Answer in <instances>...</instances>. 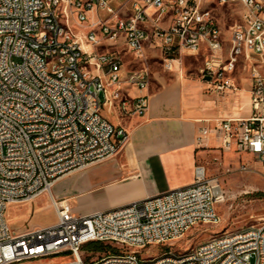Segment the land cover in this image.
<instances>
[{
    "label": "built area",
    "instance_id": "built-area-1",
    "mask_svg": "<svg viewBox=\"0 0 264 264\" xmlns=\"http://www.w3.org/2000/svg\"><path fill=\"white\" fill-rule=\"evenodd\" d=\"M232 2L239 20L222 31L211 5ZM120 48L141 66L123 69ZM202 50L200 74L213 94L235 89L232 72L239 62L248 67L250 111L204 120L196 144L214 136L221 154L251 155L264 177V0H0V264L61 253L69 254L61 264H264V225L182 253L140 257L141 249L170 248L197 226L219 224L222 189L204 164L195 165L188 185L89 214L51 192L60 177L112 158L127 143L126 130L100 107L121 118L146 113L148 52L157 51L173 72L183 55ZM123 86L138 94L130 97ZM43 194L55 223L13 229L7 207ZM93 242L115 250L86 261L80 249Z\"/></svg>",
    "mask_w": 264,
    "mask_h": 264
},
{
    "label": "crops",
    "instance_id": "crops-1",
    "mask_svg": "<svg viewBox=\"0 0 264 264\" xmlns=\"http://www.w3.org/2000/svg\"><path fill=\"white\" fill-rule=\"evenodd\" d=\"M174 66L172 77L165 74L154 76L156 82L148 88L149 107L143 116L121 118L115 108H107L115 116L103 117L114 126L123 127L128 134L127 143L115 156L68 173L54 182L53 186H57L67 179H74L70 190L76 189L78 193L72 197H68L65 192L60 193L71 200L73 197H82L84 190L97 186L95 185L97 183H91L92 179L97 181L100 177L104 178L99 183L101 199L96 200L92 207L85 211L74 209L76 212L89 214L108 210L183 187L192 182L196 164L208 165L209 157L213 160L223 155L214 136H211L206 146L201 148L196 144V137L199 128L206 125L204 122L206 119L214 120L221 113L237 117L239 115L237 103H233L234 106L227 104L220 110H213L206 96L202 94L206 81L183 75L179 68L181 61ZM249 89L250 82L248 90L245 91L247 116L250 111ZM123 90L130 97L138 94L132 87L123 86ZM240 163L242 160L237 157V166ZM182 171H188L192 176L191 180L168 181L169 177ZM207 171L210 173L213 169L208 167ZM58 192L56 190L54 193Z\"/></svg>",
    "mask_w": 264,
    "mask_h": 264
},
{
    "label": "rangeland",
    "instance_id": "rangeland-1",
    "mask_svg": "<svg viewBox=\"0 0 264 264\" xmlns=\"http://www.w3.org/2000/svg\"><path fill=\"white\" fill-rule=\"evenodd\" d=\"M211 7L213 17L222 31H225L229 25L239 20L240 6L237 2H232L227 5L213 4ZM225 35V37H227V34ZM226 46L225 44V50ZM119 50L123 59V69L141 66V64L133 62L132 56L124 49L120 48ZM205 56L206 53L203 50L195 56L183 55L181 58V66L179 67L181 73L202 81L200 68L203 65ZM145 65L152 75L149 81V87L156 82L154 76H157V74L170 75V77L173 75L172 72L163 68L157 51H150L147 53V62ZM262 72L264 73V66ZM231 77L235 89L216 95L208 90L207 84L205 83L202 94L206 96V99L209 101V106L213 110H220L226 107L227 104L234 106L235 104L233 103L236 102L239 110V115L237 117H247L245 91L248 90L249 85L248 67L242 66L241 62H239L232 72ZM98 98L101 103L102 94H99ZM100 114L105 117L108 116L109 118L115 116L113 112L108 111L106 106L100 107ZM227 117L230 116L221 113L216 116L215 119ZM237 157H240L242 162L248 163V171L239 172L236 170ZM252 159L253 157L249 154L235 155L233 152L219 156L216 162L209 157L207 160L209 164L204 165L206 168L210 167L213 169V171L208 174L218 177L222 189V199L216 203V211L220 217L219 224L197 226L182 240L174 243L170 248L165 246H150L141 249L139 250L140 257L147 258L159 256L166 251H171L176 254L182 253L185 249L194 247L210 237L264 225V177L258 173V166ZM228 163L230 164V171L225 174L223 172ZM75 177L77 178V176ZM191 178L192 176L188 171H182L175 176L169 177L168 181L182 182L191 180ZM103 179L102 177L98 178L97 181L92 179L91 183H97L95 184L97 186L84 190L80 198L73 197L70 200L72 208L77 211H85L92 207V203H95L96 200H100L102 191L100 190L99 183ZM73 183V178L67 179L61 185L53 186L51 192L55 194L54 192L58 190V195L65 192L68 197H72V195L78 193L76 189L70 190ZM5 213L10 226L15 230L39 228L48 224H53L56 221V215L47 194H43L31 202L11 204L7 207ZM114 250L115 249H111L107 245L96 242L86 244L80 249L81 253L85 255L84 259H86V261L101 256L108 251L113 253ZM68 260L69 254L61 253L59 255L31 261L28 264H61Z\"/></svg>",
    "mask_w": 264,
    "mask_h": 264
},
{
    "label": "bare ground",
    "instance_id": "bare-ground-1",
    "mask_svg": "<svg viewBox=\"0 0 264 264\" xmlns=\"http://www.w3.org/2000/svg\"><path fill=\"white\" fill-rule=\"evenodd\" d=\"M224 238H225V234H222V235L210 237L209 240H211V241H218V240H223Z\"/></svg>",
    "mask_w": 264,
    "mask_h": 264
},
{
    "label": "water",
    "instance_id": "water-1",
    "mask_svg": "<svg viewBox=\"0 0 264 264\" xmlns=\"http://www.w3.org/2000/svg\"><path fill=\"white\" fill-rule=\"evenodd\" d=\"M209 78L208 77H206L204 80H208Z\"/></svg>",
    "mask_w": 264,
    "mask_h": 264
}]
</instances>
